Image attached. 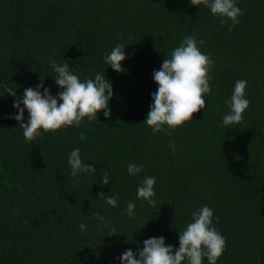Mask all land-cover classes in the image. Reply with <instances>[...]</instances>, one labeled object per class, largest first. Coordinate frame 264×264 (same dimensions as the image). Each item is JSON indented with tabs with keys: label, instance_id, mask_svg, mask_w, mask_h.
I'll return each instance as SVG.
<instances>
[{
	"label": "trees",
	"instance_id": "1",
	"mask_svg": "<svg viewBox=\"0 0 264 264\" xmlns=\"http://www.w3.org/2000/svg\"><path fill=\"white\" fill-rule=\"evenodd\" d=\"M237 3L243 14L229 31L230 20L222 24L190 0H0V81L17 95L40 79L56 94L51 60H67L81 79L105 70L113 87L110 118L101 112V123L85 118L31 142L11 118L13 98H0V264H119L126 248L148 237L178 247L177 232L205 204L226 240L217 264H264V0ZM188 35L204 39L201 51L215 61L212 95L192 121L153 134L143 123L153 70ZM118 43L128 54L121 73L103 59ZM237 79L247 81L250 104L225 129ZM76 147L96 168L79 178L67 164ZM130 162L143 165L141 178L156 177L155 207L136 199ZM105 172L109 184L101 185ZM101 193L117 195L118 206ZM129 201L135 219L126 214Z\"/></svg>",
	"mask_w": 264,
	"mask_h": 264
},
{
	"label": "clouds",
	"instance_id": "2",
	"mask_svg": "<svg viewBox=\"0 0 264 264\" xmlns=\"http://www.w3.org/2000/svg\"><path fill=\"white\" fill-rule=\"evenodd\" d=\"M190 3L199 6L201 3L210 10L213 16L221 19L222 24L228 25L229 31L240 23L239 17L243 14L237 0H190ZM204 39L197 40L194 35L183 38L168 58H164L158 70H153L152 78L156 90L150 93L151 104L143 121L152 133L167 132L183 126L192 121L194 113L204 111L206 108L205 97L212 95L210 70L215 63L210 53L202 52ZM127 45L118 43L103 57L105 63L113 71H124L122 62L128 58L125 52ZM57 63L51 60L50 67L53 72L54 86L58 89L53 95L43 83L44 79L34 87L24 88L22 95H17L3 81H0V98L5 94L13 98L12 107L15 112L11 118L18 122L26 141H34L45 132H55L68 127H80L82 121H97L98 114L110 118V100L113 97L112 82L106 78L104 72H97L94 76L81 79L72 71L67 60ZM247 81L237 79L233 85L229 99L225 100L229 111L222 115V124L225 129L238 125L244 118V113L249 107L250 100L245 94ZM25 112L27 119L25 120ZM83 139V135H81ZM169 148L176 150L175 144L169 142ZM70 175L79 178L83 174L94 172L96 168L87 164L81 158L80 149L73 148L67 157ZM127 173L137 179L136 199L155 207L156 177L144 175L143 165L130 162ZM111 173L105 172L101 177V185L109 184ZM101 196L110 207L118 206L117 195ZM126 214L135 219L136 204L129 201ZM191 220L178 231V247L166 244L163 236L148 237L140 243L135 251L126 248L116 259L119 264H217L218 258L226 247L225 237L217 230L214 220V210L207 204L191 212ZM94 218L101 224H106L105 217L99 212L93 213ZM79 229L84 231L88 225L80 223ZM113 234L115 231L113 230Z\"/></svg>",
	"mask_w": 264,
	"mask_h": 264
}]
</instances>
